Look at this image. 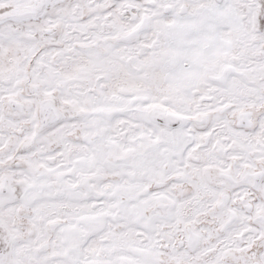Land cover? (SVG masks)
Wrapping results in <instances>:
<instances>
[{
  "label": "snow or ice",
  "instance_id": "snow-or-ice-1",
  "mask_svg": "<svg viewBox=\"0 0 264 264\" xmlns=\"http://www.w3.org/2000/svg\"><path fill=\"white\" fill-rule=\"evenodd\" d=\"M0 264H264V0H0Z\"/></svg>",
  "mask_w": 264,
  "mask_h": 264
}]
</instances>
